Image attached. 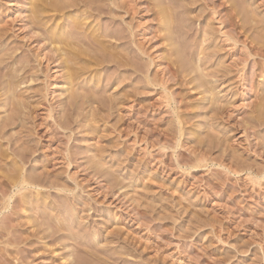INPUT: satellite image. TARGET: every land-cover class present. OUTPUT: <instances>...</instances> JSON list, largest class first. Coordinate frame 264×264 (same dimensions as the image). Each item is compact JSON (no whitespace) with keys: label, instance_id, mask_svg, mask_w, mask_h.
I'll return each mask as SVG.
<instances>
[{"label":"rangeland","instance_id":"obj_1","mask_svg":"<svg viewBox=\"0 0 264 264\" xmlns=\"http://www.w3.org/2000/svg\"><path fill=\"white\" fill-rule=\"evenodd\" d=\"M27 1L0 0V28H2L0 32L1 34L3 32V36L0 34L3 39H0L2 47L0 54H8L12 49V52L19 51L18 53L13 52L14 54L11 52L13 58L17 57L15 62L23 61L22 58L25 59L29 56L36 61L35 64L41 70L37 72L35 82L31 81V77L27 75V79L25 78L23 82L26 83V80L28 82L20 88L26 87V90L30 91L29 88L31 89L33 86L34 91L36 89L35 96L37 94L38 96L33 97V94L26 93L27 96L32 97V100H28L31 101L28 105L33 110H24V113L28 111L29 115L33 116L28 115L29 120L26 118L25 124L28 126L24 125L25 133L19 131V127H11V130L7 129L6 131L8 134L5 132L7 135L5 134L3 139L7 138L6 141L2 139L3 141L0 140V143L2 142V146L5 145L4 149H11L13 145V150L7 152L10 154V152L22 148L16 147L23 146L28 135L26 131L31 132L28 135L31 137L27 139L29 144L33 143V146L29 145L32 146L30 149H33V151L31 150L33 157L31 156L28 163L22 164L25 166V174L36 176L37 184L40 183L38 190L40 195L43 192V198L40 200L42 205L39 206L38 204L41 202L37 201L36 195H32L35 192L33 189L24 190L25 192H22L24 195L21 194L20 197L19 194V198L18 195H15L16 200L13 198L12 204L31 194L32 199L29 197L27 198L29 201L26 202L32 204L31 206L34 208L31 207L32 210L29 209L27 213L23 214L17 206L14 208L20 210L14 209L15 213L12 210V204L7 209L9 212L5 210L7 206L5 197H9L11 192L7 196L4 195L5 197L0 195V264H62V256L68 257L71 251L75 253L73 264H89V258L83 254L84 250L78 245L81 243L79 237L83 238V236L91 237L87 238L89 241L95 237L97 242L92 241V246L98 245V240H101L100 246L107 250L108 254L116 252V256L127 255V259L130 257L129 263L125 257L122 259H126L125 262L128 264H140L139 262L142 264H264V32H262L264 31V17L262 18L264 16V0H246V2L245 0H236L237 2L233 0L237 5L232 6L233 8L227 0H213L216 2V5L214 3L213 5L217 8V14H210L211 16L209 13H211L210 8H213V5L208 0H172L171 3L175 4L167 3L166 0L165 2H163L164 0L160 1L161 4H166L165 6L172 5L176 15L182 12V18L180 14L178 16L180 18L177 17V20L182 19L183 23L177 22L178 27L181 24V29L189 25L188 22L183 21L184 19L192 21L190 27L187 26L189 29L184 27L186 30L191 28L190 33L187 31L188 34H185V37L180 33L182 36L179 35L176 38L175 46L182 50L181 57L184 55L186 59L179 58V54V59H177L180 62L182 60V63H179L178 69H181L179 70L181 72L174 76L167 74L166 71V65L171 66L175 59L171 56L173 53L169 51V47L166 48V44L162 45V41L157 40L159 36L161 38V35L157 34L159 26L157 19L155 20L156 13L154 14L157 12L156 6H154L156 4H152V1L155 2V0H108V2L100 4H108L105 5V7L108 6L107 12L109 8H113L116 12L114 10V12H108H111L112 16L110 14L108 17L106 14H104L106 16L103 14L98 16L96 11H91V14L96 16L92 17L88 12L81 10L82 12L77 11L78 13L71 11L63 19H58V22L56 21L58 25L68 23L66 26L68 28L72 22L67 18L77 14L78 17L90 18L93 23L89 20L87 26L92 23V27L97 25L101 30H104V27L105 30L109 29L107 30L109 32L100 30L103 33L113 35L114 31H118L115 33L117 34L119 31L122 33L125 30L127 32L122 33L125 34L123 36L127 40V36H129L130 41L132 40L129 43L124 38L129 44L130 50H127L129 49L127 43L125 45L127 48H124V39L121 43L120 41L111 42L114 39H110V42L114 43L117 49V45L120 44L123 49L131 51L132 54L136 51L134 55L137 56L132 55L133 59L139 56L141 60L140 57H142L144 63L141 64L150 65L147 74L141 72L139 74L135 70V67L139 65L137 62L134 63L138 65L129 66L130 69L128 67L120 69L121 67L117 64L112 63V66L109 63L105 64L102 70L100 68L101 78L95 81L96 71L92 75L93 78H86L89 81L93 79L94 81L91 82L100 85L99 87L93 83H89L87 87L84 85L83 88L86 91L95 93V97L103 94L101 97H104L106 102L109 100L105 105L100 96L96 97L104 104L100 107L98 104L93 106V109L97 107L102 109L99 110L101 115L97 112L100 121L95 123L96 125L94 121L88 122V120L91 121V118L85 117L87 111L91 109H87V105L86 109L82 106L81 97L86 92H83L82 85L81 90L79 89L82 93H79L82 95L78 99L81 100L78 101L80 104H74L75 108L73 107V109H69L66 104L69 100L67 95L59 97V91H62L61 87L56 85L54 86L57 88L52 87L53 80V83L58 82L62 86L63 74L60 75V70L56 65L48 63L46 58L38 60V54L46 55L52 49H49L50 44L45 39L47 30L43 26L40 29L34 23H30L32 21L31 7L26 8ZM203 3L211 5L204 6ZM116 4L120 6V10ZM236 7L240 14L236 13L237 9H234ZM233 9L236 14L232 11ZM244 9L247 10L245 14ZM248 10H253L258 18H262V23L261 19H257L262 24V26H260L261 24H259L260 27L258 26L259 30L261 28V32L256 31L257 27L253 28L255 24L250 20L251 15L249 16ZM106 11L105 13H107ZM168 11L170 12V10ZM112 13L118 14L114 16ZM231 13L238 14L236 19L235 16H231L233 15ZM257 14L262 15L259 17ZM245 15L248 18L244 21ZM227 16L233 18L230 19ZM240 17L243 18L242 22L245 26L240 22ZM51 19H55V17ZM221 21L224 22V25L221 24ZM247 21L251 22L246 23ZM246 24L249 25L246 27ZM29 25L32 28L35 27L32 29L29 28ZM242 26L246 27L245 30ZM206 29L211 31L209 36L208 33L204 34ZM88 32L86 31L87 34ZM99 32L96 34H102ZM181 32L183 31L181 30ZM79 33H82L81 36L83 35V31H79ZM224 33H228L236 44L233 41H227ZM126 34L128 35L126 36ZM31 36L33 39L30 40ZM71 36L69 35L70 40ZM43 37L45 41H43ZM133 39L144 42V46ZM204 39L207 40V43H204ZM136 41L138 44H142L143 48L146 46L148 49V51L146 48L144 49L145 56L138 50ZM198 42L200 47L196 46ZM202 45L209 47L204 55L199 54ZM8 47H10L9 50ZM116 48L113 49V52ZM119 50L116 51V54L123 53L125 55V52ZM129 53H127L128 56L132 57ZM24 55L28 56L24 57ZM192 55H196L194 65L191 62ZM128 56L123 57L127 61L131 60L132 63L135 59H129ZM189 58L191 61L187 60ZM198 58L203 59L205 64L203 68L210 73L204 72L206 78L203 76L205 80H201L203 83L206 82L205 86H209L207 89L205 88V92L204 87L199 83L200 73L197 75V72L194 73L199 64ZM12 60L5 62L0 74H4L5 66H13L15 62ZM142 60L140 62H143ZM188 62L191 64L189 65ZM191 65L193 70H191ZM145 66L143 65V67ZM189 72L191 74L193 72V74L191 75ZM47 75L49 82L46 81L48 80ZM195 75H199V77H195ZM100 79L102 80L100 81ZM97 80L102 83L97 84V82L99 83ZM45 81L51 87L46 86ZM160 82L162 85L159 84ZM90 85L91 87H89ZM93 85L94 87H92ZM38 89L40 91H37ZM49 89L50 91H48ZM23 91L25 90L23 89ZM40 93L41 95H39ZM26 94L21 95L26 96ZM96 98L92 99L96 100ZM121 98L122 100H118ZM116 99L118 101H115ZM32 101L34 102L33 106L31 105ZM110 102H112L111 107L117 102L114 106L116 108H111ZM62 103H65L66 106L63 104L65 109L62 108ZM77 106L79 110H77ZM103 107L109 108V112ZM31 111L34 113L31 114ZM80 113L85 114L80 115ZM8 114V112L5 113L3 107H0L1 119H5ZM79 115L80 118H78ZM64 121L66 123L69 121V126L65 125ZM62 122L63 127L65 126L64 130L60 126ZM86 124H89V127L94 125L93 127H97V130L92 133L93 130L89 131ZM193 129L194 132L191 131ZM8 139L10 141H7ZM3 148H1L2 151ZM13 154L12 152L11 155ZM202 155L206 158L205 162L199 164V167L193 168ZM6 162H3L5 164L0 163L2 168L7 167ZM233 165L234 169H232ZM1 166L2 171L0 170V172L2 173L5 169H2ZM236 169L238 172H234V170L237 171ZM5 171L0 173V176L10 173L8 170ZM259 179L260 181L257 182ZM57 183L64 185L65 191H59L61 189H58ZM33 200L36 202L32 203ZM75 207L78 208L79 214L72 212ZM60 209L61 212H59ZM12 212L14 213L12 214ZM144 214L146 216H143ZM27 216H31L34 223H30ZM61 217H63V221L58 222ZM43 222L46 225H43ZM58 224L65 225V227L63 226V230L54 235L51 230L54 227L56 230ZM48 227L52 228L47 229ZM94 231L98 233L95 235ZM69 233L74 234H72L71 240L66 237L70 235ZM109 233H116V235L114 234V238H117L115 243V240H106ZM124 241L128 246L132 245L131 250L133 249L134 256L132 252L131 255L123 253L124 247L127 246L125 243V246L121 244ZM108 242V245L115 251L111 252V247L106 244ZM74 243L77 245L78 251H76ZM65 244H68L67 248H65ZM104 244L109 247L107 248L110 251L105 248ZM115 248H118V251ZM136 249L137 251H134ZM55 250H58V253H55ZM77 256H81V258ZM83 258L86 262H83Z\"/></svg>","mask_w":264,"mask_h":264},{"label":"bare ground","instance_id":"obj_2","mask_svg":"<svg viewBox=\"0 0 264 264\" xmlns=\"http://www.w3.org/2000/svg\"><path fill=\"white\" fill-rule=\"evenodd\" d=\"M105 1H107L108 2V0H28L27 1V6H26V8H28V6H29V8L31 9V15H30V17H31V24L32 23H34L35 24V26H38V27H40V29L42 28V26L47 30L46 32V36L47 37H45V39H47L46 41H48L49 42V44H50V46H48L49 47V49H52V50H49V52L47 51L48 50V48H46L47 50V52H48V54H46V55H43V54H38V60H39V58H40V60L41 59H43V58H46V61L48 62V63H52V64H55L56 65V67H57V69L58 70H60L59 72H60V75L61 74H63V80H61L62 81V86H61V84H58V82H54L53 83V81H52V87L54 86V85H56L57 87H61V89H62V91L60 92L59 90V93H60V95H59V97H61V96H63V95H67L68 96V98L67 99H69L68 100V103H66V104H68V108L69 109H73V107L75 108V105L74 104H76V103H79L81 100H78V99H80V97L82 96V95H79V93H80V90H81V85H82V90H83V92H85L86 90L83 88V86L85 85L86 87L89 85V83H93V82H91V81H94L93 79L91 80V81H89V80H86V78H90V77H92V75H94V73H95V71H96V74L94 75V79H95V81H96V79H99V78H101L102 77V73H100V68H101V70H102V67L103 66H105V64H109V65H112V63H115V64H117V66H119V67H121L120 69H122V68H129V66L130 67H134V66H136V65H138L137 63H139V65L141 64V63H144V58H143V60H142V57H140L141 58V60L143 61V62H140L141 60L139 59V56H138V58H135L136 56L134 55V53L136 52H134L133 54L131 53V51H126L125 49L127 48L125 45H126V40H127V38H125L123 35H125V34H122V33H125V32H127V31H125L124 29H121L123 32L121 33L120 31H119V33H121V34H119V33H117V34H115L116 32H118V31H114L115 33L112 35H110V34H107V33H103V32H101V31H104L105 30V27H104V30H101V28L100 27H98L97 25H95V27H92L91 25H93L92 23V21L90 20V18L88 19V17L87 18H85V16H82V17H78V15L77 14H75L76 16H72V17H70L69 15V19L67 18V20H71V22H72V26H71V28L70 29H68L66 26H67V24L68 23H66V25H58V19H63V17H65L69 12H71V11H84V12H88V14H90L92 17L94 16V17H96L95 15H92L91 14V11H96L95 13H96V15H100L101 16V14H106L107 15V17H108V14H110V13H108L109 11H113L114 9L112 8V9H110L109 8V11L107 12L106 11V8L108 7H105V5L107 4V3H105V4H100V3H104ZM110 1V0H109ZM113 1V0H112ZM159 1V2H158ZM160 1H162V0H155V2H153L152 1V4L153 3H155L156 5H154V6H156L155 8H156V11L157 12H154V14H155V16H156V18H155V20L157 19V23H158V26H159V30H158V36H159V34L161 35V38H160V36H159V38H157V40L159 39V40H161L162 41V45H164V44H166L167 46H166V48L168 49V47H169V51H172V57H174L175 59L172 61V65L170 66L169 64L168 65H166V68H167V74H171V76L173 75H177L178 73H180L181 71H179V70H181V69H178L179 68V63H182V60H181V62L178 60L179 58H181V59H183V58H185V56L183 55L182 57H181V55L182 54H180V53H182V50L180 49H178V48H176V38H178L179 37V35H181L180 33H182V34H184L183 36L185 37V34L187 35L188 34V32L190 33V31H191V28H190V30H186L184 27H186V28H188V27H190L189 25L191 24L190 22H192L191 20H190V22H189V20H187V18H186V20L184 19L183 21H186V22H188L189 23V25H186V26H184L183 24V29H181V27H180V25H179V27H178V24H177V22L178 23H180V21L182 22V19L181 20H177V17L179 16V14H180V16H181V13H179L178 15H176L177 13L175 12V8L172 6H165L166 4H164V3H162L161 4V2ZM167 1V3H171L172 2V0L171 1H169L168 2V0H166ZM175 1V0H174ZM178 1V0H177ZM177 1H176V3H177ZM180 1V0H179ZM184 1V0H183ZM205 1V0H204ZM210 3H212V5H213V3L216 5V2H214L213 0H208ZM229 3H231L230 5H231V7L233 6V7H235V6H237L236 4H235V2H233V0H227ZM236 1V0H235ZM238 1V0H237ZM236 1V2H237ZM163 2H165V0L163 1ZM227 2V3H228ZM245 2H246V0H245ZM185 3V2H184ZM204 4V6L205 5H211V4ZM235 5H234V4ZM239 3V2H238ZM112 4H113V2H112ZM149 4V3H148ZM151 4V5H152ZM171 4H175V3H171ZM242 4V3H241ZM252 4V3H251ZM250 4V5H251ZM108 5V4H107ZM150 5V4H149ZM178 5V4H177ZM102 6H103V8H102ZM110 6V5H109ZM112 6V5H111ZM115 6V5H114ZM153 6V7H154ZM181 6H183L182 4H181ZM185 6V5H184ZM183 6V7H184ZM116 7L118 8L119 7V10H120V6H118L117 4H116ZM169 7V8H168ZM175 7H177V6H175ZM186 7V6H185ZM207 7V6H206ZM211 7V6H210ZM213 8H210L211 10V13H209V15L210 14H212V15H216L217 14V8H215L214 7V5L212 6ZM232 7V8H233ZM22 8H23V6H22ZM115 8V7H114ZM116 8V9H117ZM155 8L153 9L154 11H155ZM178 8V7H177ZM179 8H180V5H179ZM182 8V7H181ZM83 9H88V10H90V11H85V10H83ZM102 9H105V11L107 12V13H105V11H102ZM108 9V8H107ZM149 9V8H148ZM151 9V8H150ZM187 9V8H186ZM234 9H237V7L236 8H234ZM232 10L233 12L235 11V10ZM247 9V8H246ZM250 9V8H249ZM21 10V9H20ZM168 10H170V12L168 11ZM181 10V9H180ZM81 11V12H82ZM115 11V10H114ZM113 11V12H114ZM177 11V10H176ZM238 11V9L236 10V13H238V14H240V12H237ZM243 11V10H242ZM245 11H247V10H245L244 9V14L245 13H247V12H245ZM250 13H248L249 14V16L251 15V17H250V20L252 21V23H254L253 25H254V27L253 28H256V31L257 30H259L258 29V26H259V24H261L262 22H263V20H262V18L264 17V16H262V18H258L255 14H256V12L254 13V11L252 12L251 10H248ZM55 12V13H54ZM75 12V13H76ZM116 12V11H115ZM178 12V11H177ZM230 12H231V10H230ZM230 12H229V14H230ZM21 13V12H20ZM50 13H51V15H50ZM54 15H53V14ZM58 13V14H57ZM78 13V12H77ZM80 13V12H79ZM98 13V14H97ZM176 13V14H175ZM187 13V12H186ZM185 13V14H186ZM223 13V12H222ZM235 13V12H234ZM234 13H231V14H233V15H231V16H235V19H236V17L238 16V14L237 15H234ZM235 13V14H236ZM243 13V12H242ZM241 13V14H242ZM22 14H24V13H22ZM21 14V15H22ZM57 14V15H56ZM84 14V13H83ZM113 14V13H112ZM116 14H118V13H116ZM115 13L113 14L114 16L116 15ZM153 14V15H154ZM259 14V13H258ZM257 14V15H258ZM86 15V14H85ZM102 15V16H103ZM106 15H104V16H106ZM121 16H122V14H120ZM175 15H176V18H175ZM226 15H228V14H226ZM262 15V14H261ZM261 15H258L259 17L261 16ZM28 16H29V14H28ZM88 16V15H87ZM110 16H112L111 14H110ZM109 16V17H110ZM182 16H183V14H182ZM182 16H181V18H182ZM211 16V15H210ZM229 16V15H228ZM227 16V17H228ZM230 16V17H231ZM247 15H245L243 18H244V21H245V19L246 18H248V16L246 17ZM52 17H55V19H51ZM61 17V18H60ZM90 17V16H89ZM117 17H119L118 15H117ZM123 17V16H122ZM121 17V18H122ZM154 17V16H153ZM230 17H228V18H230ZM241 17H242V15H241ZM241 17H240V19H241ZM176 19V21H175V19ZM180 17H178V19H179ZM233 18V17H232ZM232 18H230V19H232ZM242 18V19H243ZM29 19V18H28ZM92 20H93V18H91ZM95 19V18H94ZM113 19H114V17H113ZM116 19V18H115ZM120 19V18H119ZM234 19V20H235ZM237 19H239V18H237ZM241 19V21L240 22H242L243 20ZM257 19H261V23H260V21L259 20H257ZM24 20V19H23ZM22 20V21H23ZM52 20V21H51ZM53 20H55L54 22H53ZM60 20H59V22H60ZM65 20V19H64ZM91 21L92 23H89L90 25H88L87 26V23H88V21ZM248 20V19H247ZM57 21V22H56ZM66 21V20H65ZM89 21V22H90ZM94 21V20H93ZM112 22H113V20H111ZM115 21V20H114ZM116 21H118L117 19H116ZM120 21H122L121 19H120ZM237 21H239V20H237ZM251 21H247L246 23H250ZM1 22V21H0ZM68 22V21H67ZM229 22V21H228ZM231 22V21H230ZM229 22V23H230ZM233 23H234V21H232ZM56 23V24H55ZM70 23V22H69ZM124 23V22H123ZM183 23V22H182ZM224 22H222L221 21V24L222 25H224L223 24ZM243 23V22H242ZM29 24V23H28ZM99 24H100V22H99ZM98 24V25H99ZM236 24H239V23H236ZM235 24V25H236ZM244 24V23H243ZM263 24H264V22H263ZM108 25V24H107ZM112 25H113V23H112ZM177 25V26H176ZM231 25V24H230ZM229 25V26H230ZM240 25V24H239ZM238 25V26H239ZM247 25H249V24H246V27H247ZM34 26V27H35ZM86 26H87V28H86ZM97 26V27H96ZM102 26V25H101ZM106 26V25H105ZM188 26V27H187ZM237 26V27H238ZM244 26H245V24H244ZM251 26V28H252V25H250ZM260 26H262V24L260 25ZM259 26V27H260ZM264 26V25H263ZM3 27V26H2ZM27 27V26H26ZM31 26L29 25V28H30ZM33 27V28H34ZM38 27H36L37 29H38ZM107 27V26H106ZM179 29H178V28ZM240 27V26H239ZM243 27V26H242ZM246 27H243V29L245 30V28ZM4 28V27H3ZM8 28V27H7ZM23 28H24V26H23ZM32 28V27H31ZM32 28V29H33ZM208 28V27H207ZM233 28H234V24H233ZM263 28V27H262ZM1 30H2V28H0ZM5 29V28H4ZM3 29V30H4ZM103 29V28H102ZM107 29V28H106ZM118 29V28H117ZM176 29V30H175ZM183 31V32H181V30ZM189 29V28H188ZM210 29V28H209ZM209 29H206V30H204V34L205 33H208V36H209V34L211 33V31H209ZM101 30V31H100ZM107 30H109V29H107ZM107 30H105L104 32H106ZM120 30V29H119ZM234 30H235V28H234ZM237 30H239V29H237ZM240 30H242L241 28H240ZM239 30V31H240ZM260 30H261V28H260ZM259 30V31H260ZM31 31H33L34 32V30H31ZM38 31V30H37ZM36 31V32H37ZM79 31H83V35L81 36V34L79 33ZM86 31L88 32V34L86 33ZM100 31V32H99ZM188 31V32H187ZM29 32V31H28ZM27 32V33H28ZM42 32V31H41ZM97 32H99V33H102V34H96ZM107 32H109V31H107ZM241 32V31H240ZM261 32V31H260ZM262 32H264V31H262ZM40 33V32H39ZM85 33V34H84ZM89 33H91L90 35H89ZM111 33H113V32H111ZM236 33H238V32H236ZM0 34H1V32H0ZM5 34V33H4ZM30 34V33H29ZM38 34V33H37ZM37 34H36V36H37ZM44 34H45V31H44ZM80 34V35H79ZM87 34V36H85ZM129 34V33H128ZM128 34H126V36L128 35ZM130 34H132V33H130ZM129 34V35H130ZM2 36H3V32H2V34H1ZM35 35V34H34ZM39 35V34H38ZM69 35H72L71 36V40H70V37H69ZM116 35V36H115ZM224 35L226 36V40L227 41H233L235 44H236V42H235V40L234 39H232L229 35H228V33H224ZM40 36H42V35H40ZM68 36V37H67ZM79 36H81V37H79ZM182 36V35H181ZM180 36V37H181ZM205 36V35H204ZM5 37V36H4ZM3 37V38H4ZM32 37V36H31ZM30 37V40L31 39H33V37L31 38ZM35 37V36H34ZM73 37V38H72ZM128 37V40L127 41H129V43L132 41H130V37L129 36H127ZM131 37H132V35H131ZM140 37V36H139ZM39 38V37H38ZM41 38V37H40ZM126 40H125V39ZM130 38V39H129ZM0 39L1 40H3L2 39V37L0 36ZM29 39V38H28ZM43 39V41H45V39H44V37L42 38ZM106 39H108L107 41H106ZM110 39H114V40H116V41H114V40H112L111 42H117V41H120V43H121V41L124 39L125 40V43H124V45L123 46H125L124 48L125 49H123L122 47V45H117V47H118V49H120L119 51H121V52H125V55H126V57L128 56V52H130L131 53V56L133 55V56H135L134 57V59L136 60V59H139V60H137V61H135L134 59H133V56L132 57H130V56H128V58L130 59V58H132L134 61H132V63L130 62V61H127V59H126V62L124 61L125 59H124V57H125V55L123 54V53H121V54H116L117 52V48H116V46L114 45V43L112 44L111 42H110ZM134 40V39H133ZM135 40H137V41H139L140 42V40H138V39H135ZM134 40V41H135ZM6 41V40H5ZM137 41H136V43H137ZM150 41V40H149ZM3 42V41H2ZM10 42V41H9ZM183 42V41H182ZM122 43V44H123ZM140 43H142V42H140ZM138 44L137 43V47L139 48L138 50L142 53V55H146V51H148V49L146 48V46L143 48L142 47V44L144 43H142V44ZM149 43V42H148ZM184 43V42H183ZM197 43V42H196ZM195 43V44H196ZM204 43H207V40H205L204 39ZM9 44V43H8ZM39 44V43H38ZM41 44V43H40ZM46 45H47V43H45ZM116 44V43H115ZM132 44V43H131ZM134 44V43H133ZM157 44V43H156ZM156 44H155V46H156ZM160 44V45H161ZM180 45H181V43H179ZM44 45V44H43ZM43 45H42V47H43ZM45 45V46H46ZM129 44L127 43V46H128ZM2 46H3V44H2ZM113 46H115L114 48H113ZM143 46H144V44H143ZM197 47H200L199 46V42H198V45H196ZM0 47H1V45H0ZM11 47V46H10ZM10 47H8V50H9V48ZM12 47H13V45H12ZM15 47V46H14ZM50 47H53V48H50ZM132 47V46H131ZM177 47H180V46H177ZM196 47V48H197ZM211 47V46H210ZM5 48V47H4ZM111 48H113V49H115L116 48V50H114V52H113V49H111ZM128 48L129 49H127V50H130V47L128 46ZM147 49L146 51L144 50V49ZM181 48V47H180ZM15 49V48H14ZM17 49V48H16ZM209 49V47H206V46H203L202 45V50H201V48L199 49L200 51V55H204L205 53H206V51ZM4 50V49H3ZM42 50V49H41ZM40 50V51H41ZM198 50V49H197ZM2 51V47L0 48V52ZM9 51H11L12 52V49L11 50H9ZM8 51V52H9ZM46 51H43V52H46ZM260 51V50H259ZM6 52H7V50H6ZM11 52H9L8 54H4V55H2V54H0V55H2V56H0V72L2 71V66L5 64V62H8V61H10V60H12V61H14L15 62V60H16V58L17 57H15V58H13L12 57V53L13 52H17V51H13L12 53ZM19 52V51H18ZM17 52V53H18ZM132 52H133V50H132ZM261 52H263L262 50H261ZM2 53V52H1ZM4 53V52H3ZM11 53V54H10ZM130 53H129V55H130ZM148 53V52H147ZM264 53V52H263ZM14 54V53H13ZM36 54H37V52H36ZM45 54V53H44ZM123 54V55H122ZM149 54V53H148ZM147 54V55H148ZM179 54H180V57H179ZM190 54V53H189ZM194 54V53H193ZM139 55H140V53H139ZM14 56V55H13ZM15 56H16V53H15ZM26 56H28V55H24V57H26ZM44 56V57H43ZM124 56V57H123ZM143 56V57H144ZM170 56V57H171ZM193 56V58H192V61H191V58H189V59H187V60H189V61H191L192 62V65H194L195 63H196V55H192ZM206 56V55H205ZM30 57V58H29ZM29 57H26L25 59L24 58H22L23 59V61H19L18 63L17 62H15L14 64H13V62H12V64H13V66L11 65V67H8V66H5L4 68H3V70L5 71L4 72V74H0V102H2V103H0L1 104V106L0 107H3V109H5V113H9L8 114V116L6 115V118L5 119H1V117H0V119H1V122H0V140H2L3 138H5V136L8 134V132H6L7 131V129H9V130H11L10 128L12 127V128H14L15 126L16 127H19L20 128V130L19 131H24L23 133H25V127H24V125L25 126H28V125H26L25 124V122H26V118L27 117H29V116H33V115H29L30 114V112H28L29 111V109H32L33 110V108H30V102L31 101H28L29 99L30 100H32L31 98H30V96H27V94L26 93H28L29 95H34L33 97H36V96H38V94L35 96V93H36V89H35V91H34V87L33 86H31V89L29 88V90L30 91H28V90H26V87L24 88L23 87V89L25 90V91H23V89H21L20 87L21 86H23L24 84L26 85V83L28 82V80H26L27 82L26 83H24L23 82V80L26 78L27 79V75L28 76H30L31 77V81H34L35 82V76H37L38 74H37V72H40V70L41 69H39L38 68V66L35 64V62L36 61H34L33 60V58L31 59V56H29ZM37 57V56H36ZM148 57H149V55H148ZM179 57V58H178ZM189 57H190V55H189ZM178 58V59H177ZM21 59V60H22ZM128 59V60H129ZM173 59V58H172ZM186 59V58H185ZM184 59V60H185ZM8 60V61H7ZM31 60V61H30ZM33 60V61H32ZM37 60V61H38ZM44 61V60H43ZM39 62V61H38ZM37 62V63H38ZM131 63V65H130V63ZM134 62H137L136 64L134 63ZM169 62H171L170 60H169ZM35 65H34V64ZM134 63V64H133ZM189 63V62H188ZM198 63L200 64H198V66H197V69L196 70H194V73L195 72H197L196 73V75L198 74V73H200V84H202V87H204L203 89H204V92H205V88L207 89V87H209L208 85L207 86H205L206 85V82L205 83H203V81L201 82V80H203L204 79V77H205V73L204 72H207V69L205 70L203 67H204V61H203V59L201 60V59H199L198 58ZM7 64V63H6ZM51 64V65H52ZM191 63H189V65H190ZM9 65V66H10ZM134 65V66H133ZM137 66V67H135V70H137V72L139 73V72H141V73H143V74H147L148 73V71H149V68L150 67H148V66H150L149 64H148V66H145V64H141L142 65V67H141V65L140 66ZM143 65L145 66V67H143ZM191 65V70H193L194 68H193V66ZM113 66V65H112ZM175 66V67H174ZM176 66H178L177 67V69H175L176 68ZM51 67V66H50ZM118 67V68H119ZM195 68H196V66H194ZM47 68V67H46ZM39 69V70H38ZM48 69H50V68H48ZM115 69H117L116 67H115ZM130 69V68H129ZM119 70V69H118ZM132 70H133V68H132ZM134 70V71H135ZM189 70H190V66H189ZM190 70V71H191ZM50 71V70H49ZM52 71V70H51ZM99 71V72H98ZM136 72V73H137ZM188 72V71H187ZM101 75H100V74ZM135 73V72H134ZM186 73V72H185ZM184 73V74H185ZM190 73V72H189ZM188 73V74H189ZM203 73H204V75H203ZM207 73H209V72H207ZM22 74V75H21ZM47 74V73H46ZM45 74V75H46ZM140 74V73H139ZM188 74H187V77H188ZM191 74V73H190ZM192 74H193V72H192ZM191 74V75H192ZM210 74V73H209ZM49 75L51 76V73H49ZM59 75V76H60ZM186 75V74H185ZM185 75H184V77H185ZM195 75V77H199V75L198 76H196ZM26 76V77H25ZM145 76V75H144ZM204 76V77H203ZM209 76V75H208ZM122 77V76H121ZM125 77V76H124ZM143 77V76H142ZM146 77H147V75H146ZM190 77V76H189ZM203 77V78H202ZM50 78V77H49ZM58 78V77H57ZM93 78V77H92ZM193 78V77H192ZM202 78V79H201ZM206 78V77H205ZM29 79V78H28ZM47 79H48V75H47ZM51 79V78H50ZM122 79H124V78H122ZM147 79H148V77H147ZM162 79H164V78H162ZM193 79H195V78H193ZM199 79V78H198ZM52 80V79H51ZM50 80V81H51ZM82 80V81H81ZM102 79H100V81H101ZM118 80V79H117ZM144 80V79H143ZM150 80V79H149ZM161 80V79H160ZM159 80V81H160ZM197 80V79H196ZM205 80V79H204ZM207 80V79H206ZM25 81V80H24ZM46 81H48L49 82V79L48 80H46ZM46 81L44 82L45 84H46ZM55 81H58V80H55ZM97 81H99V80H97ZM99 81V83L97 82V84H100V83H102V82H100ZM122 81V80H121ZM151 81V80H150ZM164 81V80H163ZM34 82H33V84H34ZM47 82V84H46V86H48V87H51V85L49 84ZM146 82V81H145ZM208 82V81H207ZM122 83V82H121ZM150 83V82H149ZM94 85H96V83H93ZM119 84H120V82H119ZM159 84H161L162 85V82H160ZM163 84H164V82H163ZM199 84V85H200ZM28 85V84H27ZM94 85L92 86V87H94ZM56 86H54V87H56ZM84 86V87H85ZM100 85H96V87H99ZM148 86V85H147ZM165 86V85H164ZM29 87V86H28ZM33 87V88H32ZM40 87V86H39ZM38 87V88H39ZM43 87V86H42ZM56 87V88H57ZM89 87H91V85L89 86ZM96 87L94 88V91H95V89H96ZM21 90H20V89ZM102 88V87H101ZM100 88V89H101ZM146 88V87H145ZM199 88H201V87H199ZM58 89H60V88H58ZM80 89V90H79ZM92 90H93V88H91ZM98 89V88H97ZM144 89V88H143ZM37 91H40L39 89L37 90ZM43 91H45V90H43ZM48 91H50V89L48 90ZM101 91V90H100ZM46 92V91H45ZM87 92V93H86ZM84 94H83V96L81 97L82 98V102H83V105L82 106H86L87 105V109H91L90 111H87V113H86V115H85V117H87V118H91V121H89L88 120V122H92V121H94V124L96 123H98L99 121H100V118H99V116H97L98 115V113H99V108L97 107V108H94L93 109V106L94 105H97L98 104V106L100 107V106H102V104H103V102H102V100L101 101H99L98 100V98H96V97H99L100 96V94L98 95V96H96L95 97V93H91L89 90H87ZM88 92H89V94H88ZM96 92H97V90H96ZM99 93V92H98ZM21 94H26V96H22ZM43 94V93H42ZM80 94H82V93H80ZM101 94H102V92H101ZM105 94H107L106 92H105ZM39 95H41V93L39 94ZM44 96H46L45 94H43ZM103 95V94H102ZM101 95V96H102ZM80 96V97H79ZM100 96V98H104V97H101ZM129 96V95H128ZM38 98V97H37ZM92 98H96V100H93ZM124 98H125V96H124ZM40 99V98H39ZM42 99H44V98H42ZM47 99V98H46ZM104 100V99H103ZM118 100H122V98L121 99H118ZM117 99L115 100V101H118ZM38 101V100H37ZM44 101V100H43ZM79 101V102H78ZM112 101H113V99H112ZM114 101V102H115ZM81 102V103H82ZM100 102H102V103H100ZM104 104L106 105V103L107 102H109V100L106 102L105 100H104ZM113 102V103H114ZM34 102L32 101V103H31V105L33 104ZM36 104H37V102H35ZM39 103V102H38ZM111 103L112 102H110V107H111ZM117 103V102H116ZM116 103H114V104H112L113 106L112 107H114V106H116L115 104ZM122 103V102H121ZM120 103V104H121ZM29 104V105H28ZM35 104V105H36ZM61 104V103H60ZM63 104L65 105V103H62V108H64L63 107ZM80 104V103H79ZM103 104V105H104ZM108 104V103H107ZM28 105V106H27ZM33 106V105H32ZM38 106V105H37ZM40 106V105H39ZM66 106V105H65ZM35 107V106H34ZM111 107V108H112ZM120 107V106H119ZM38 108V107H37ZM68 108H67V110H68ZM76 108H78V106L76 107ZM104 108V107H103ZM106 108V107H105ZM104 108V109H105ZM111 108H110V110H111ZM114 108H116V107H114ZM113 108V109H114ZM117 108H118V106H117ZM65 109V108H64ZM81 109V108H80ZM82 109H83V107H82ZM84 109H86V107L84 108ZM83 109V110H84ZM93 109V110H92ZM107 109V108H106ZM24 110H28L27 112H25L24 113ZM77 110H79V108L77 109ZM82 110V111H83ZM102 110V109H101ZM100 110V111H101ZM115 110V109H114ZM114 110H112V111H114ZM81 111V110H80ZM80 111H78V112H80ZM86 111V110H85ZM106 111V110H105ZM107 111L109 112V108L107 109ZM63 112H65V111H63ZM77 112V111H76ZM98 112V113H97ZM111 112V111H110ZM115 112V111H114ZM27 113V114H26ZM34 112H32L31 111V114H33ZM51 113V112H50ZM112 113V112H111ZM79 114V113H78ZM83 113H80V115H82ZM85 114V113H84ZM83 114V115H84ZM100 115H101V113H99ZM103 114V113H102ZM105 114H106V112H105ZM108 114V113H107ZM29 115V116H28ZM66 115V114H65ZM80 115L78 116V118H80ZM105 116V115H104ZM63 117H65V116H63ZM62 117V118H63ZM84 117V116H83ZM84 117V118H85ZM66 118H67V116H66ZM28 119V118H27ZM81 119H82V116H81ZM102 119V118H101ZM29 120V119H28ZM30 120H31V118H30ZM66 120V119H65ZM103 120V119H102ZM101 120V121H102ZM29 122V121H28ZM27 122V124H29ZM64 123H65V125H67L68 123H69V121L66 123L65 121H64ZM61 124V123H60ZM59 124V125H60ZM90 124V123H89ZM87 125V127H89L90 125ZM93 124V123H92ZM95 124V125H96ZM63 122H62V124L60 125V126H62V129L64 130V127H63ZM68 126H69V124H68ZM68 126H66V128H68ZM94 125H92V127H89V128H87V129H89V131L91 130H93L92 131V133L94 132V131H96L97 130V127H93ZM24 127V128H23ZM26 128H28V127H26ZM29 128H30V126H29ZM61 128V127H60ZM16 129V128H15ZM23 129V130H22ZM32 129V128H31ZM31 129H29L30 131H31ZM66 130V129H65ZM68 130V129H67ZM192 132H194L195 130L193 129V130H191ZM7 134H6V133ZM13 132V131H12ZM22 132H21V134H22ZM27 133L26 134H28V135H30L31 134V132L29 133V131H26ZM6 134V135H5ZM26 134H25V136H26ZM13 135V134H12ZM19 135H20V133H19ZM27 135V137H26V140L24 141V144H23V146H19V147H16V148H21V149H14L15 151H12L14 154L13 155H11V153L12 152H10V154L9 153H7L9 150H13V145L11 146V149H8V148H5V149H8V150H6L5 151V149L3 148L5 145H3L2 146V142L0 143V147L1 148H3V151H2V149L0 148V160H1V162L0 163H3V162H6V161H8V162H6V165H7V167H8V169H7V167L5 168V167H3L6 171L8 170V171H10V173H7V175H5V174H3L4 176H0V195L2 196V197H5V196H7V194H9L10 192H11V194L9 195V197L7 196V197H5L6 199H7V203L6 202H4V203H6L5 205H7L6 207H5V210H7V209H9L10 208V206H11V204H12V201H13V198H14V196L16 195H18V198H19V194H20V197L22 196V195H24L23 193L25 192L24 190H30V189H33L35 192H33V190H32V195L34 194V195H36L37 196V201L38 202H41V204L39 203L38 205L39 206H41L42 205V201H40V200H42V198H43V192H42V194L40 195V191L38 190V188L40 189V183L39 184H37V181H36V176L34 177V176H32V175H28V173L27 174H25L26 172H24V165L23 164H26V162L28 163V160H30L31 159V156H32V152H31V150L33 151V149H30V147H32L33 145V143L32 144H29L30 142L28 141V136ZM23 136V135H22ZM25 136H23V137H25ZM94 136V135H93ZM11 137V136H10ZM31 137V136H30ZM29 137V138H30ZM63 137V136H62ZM12 138V137H11ZM16 139H18V137H15ZM7 139V138H6ZM6 139H3V140H5L6 141ZM19 139H21V138H19ZM25 139V138H24ZM2 140V141H3ZM12 140V139H11ZM15 140V139H14ZM33 140V139H32ZM7 141H10L9 139L7 140ZM18 141V140H17ZM27 141V142H26ZM20 142V141H19ZM15 145H16V142H15ZM14 145V146H15ZM29 145H32V146H29ZM34 145H35V143H34ZM18 146V145H17ZM26 146V147H25ZM10 148V147H9ZM15 148V147H14ZM35 152V151H34ZM35 154V153H34ZM33 157V156H32ZM205 160H206V158L204 157V155H202V158H200L199 160H197L198 162H196L197 163V165L196 166H193V168H197V167H199L198 165L200 164H202V163H204L205 162ZM23 163V164H22ZM3 164H5V163H3ZM0 166H1V164H0ZM4 166V165H3ZM1 168H2V166H1ZM2 168V169H3ZM231 168H232V166H231ZM229 169H230V167H229ZM232 169H234V165H233V168ZM1 170V169H0ZM4 170V171H5ZM237 170V169H236ZM2 171V170H1ZM3 171V172H4ZM5 171V172H6ZM32 171V170H31ZM2 172V173H3ZM28 172H30V171H28ZM33 172V171H32ZM234 172H238V170L237 171H235L234 170ZM234 172H232V173H234ZM1 173V172H0ZM1 173V174H2ZM36 173V172H35ZM34 173V174H35ZM231 173V172H230ZM30 174H32V173H30ZM33 174V175H34ZM42 175H44V174H42ZM41 176V175H40ZM3 178H4V180H3ZM36 178V179H35ZM46 178V177H45ZM39 179V178H38ZM44 179V178H43ZM48 180V179H47ZM4 181V182H3ZM260 181V179L257 181V182H259ZM41 182V181H40ZM51 184H52V182H51ZM54 184V183H53ZM57 185H58V183H57ZM56 185V186H57ZM58 189H61V190H59V191H65V186L64 185H58ZM120 189H122V188H120ZM23 192V193H22ZM28 193V192H27ZM29 193H30V191H29ZM22 194V195H21ZM5 195V196H4ZM0 196V197H1ZM27 196V195H26ZM26 196H24V197H26ZM35 196V197H36ZM29 197H31V194H30V196ZM28 196L26 197V198H22V199H18L17 201H15L13 204H12V210H14V209H16V208H14V206H17V207H19L20 209H16V210H20V211H22L23 212V214H25V213H27L28 211H29V209H31V207H33V206H31L32 204H28L27 202L29 201H27V198H29ZM6 199H5V201H6ZM15 199V198H14ZM30 199H32V197L30 198ZM3 200H4V198H3ZM16 200V199H15ZM27 201V202H26ZM31 201V200H30ZM76 201V200H75ZM33 202H36V201H32V203ZM45 202V201H44ZM29 203H31V202H29ZM3 204V203H2ZM37 204V203H36ZM43 205H44V203H43ZM2 207V206H1ZM34 208V207H33ZM37 208H39V207H37ZM41 209V208H40ZM44 209V208H43ZM2 210H4V209H2ZM12 210H10V211H12ZM32 210V209H31ZM8 211V210H7ZM15 211V210H14ZM19 211V214L21 213ZM62 210L60 209L59 210V212H61ZM5 212V211H4ZM9 212V211H8ZM36 212H38V211H36ZM73 213H76V214H79L80 212L78 211V208H76L75 207V209L72 211ZM2 213H3V211H2ZM14 212H12V214H13ZM15 213H16V211H15ZM39 213V212H38ZM37 213V214H38ZM41 213V212H40ZM143 213H145V212H143ZM11 214V215H12ZM142 214V213H141ZM10 215V214H9ZM45 215V214H44ZM19 216V215H18ZM23 215L21 214V217H22ZM37 216V215H36ZM42 216V215H41ZM143 216H146L145 214L143 215ZM10 217V216H9ZM43 217V216H42ZM5 219H7L8 217H4ZM37 218V217H36ZM5 219H3V220H5ZM59 219V218H58ZM58 219H57V221H58ZM27 220L31 223V222H33L34 223V221H33V219H32V217L30 216H27ZM63 221V217H61V219H59V221L58 222H62ZM5 222H7L6 220H5ZM1 223H2V221H1ZM45 223L47 224V222L45 221ZM42 224V223H41ZM46 224H44V222H43V225H46ZM71 224H73L74 225V223H71ZM34 225V224H33ZM56 225V224H55ZM59 225V224H58ZM57 225V228H56V230L54 229V228H52V227H48L47 229H50V228H52L53 230H51V232L52 233H54V235L55 234H58L59 232H61L62 230H63V228L65 227V225H63V226H61V225H59L58 226ZM106 229V228H105ZM104 231H106V230H104ZM95 232V231H94ZM115 232V231H114ZM118 232V231H117ZM116 232V233H117ZM98 232H95V235L97 234ZM116 233H114L115 235H116ZM70 234V233H69ZM73 234V233H72ZM72 234H70V235H67L66 237H67V239L68 240H71L72 239V236L74 235H72ZM114 234L112 233H109L106 237H107V239L106 240H115L114 241V243L117 241L115 238H114ZM118 234V233H117ZM53 235V234H52ZM49 237H51V235H49ZM89 236H86V237H84L83 236V238H81V237H79L81 240V243L80 244H78L79 245V248H82L84 251V255H86L88 258H89V264H128L130 261H128L129 259H130V257H129V259H127L126 258V256L127 255H123V257H125L126 259H127V261H128V263L127 262H125V260L126 259H122L123 257H121L119 254H130L131 252H132V250H131V246L132 245H130V246H128V244L127 243H125V241L123 242V243H121V244H123V246H125L124 245V243L128 246H126V247H124V249L126 250H124L123 249V253H119L118 255L119 256H116V252H113V251H115L114 249H112L113 247H111L110 245H108L109 244V242L108 243H106L108 246H110L111 247V249L110 250H112L111 252H113V253H111V254H108L107 253V250H105L102 246H100V241L98 240V245H96L95 243V245H91V244H93L92 243V241H96V239H95V237H94V239H92V241H89L87 238H88ZM116 237H118V236H116ZM89 238H91V237H89ZM85 241H84V240ZM91 240V239H90ZM119 240V239H118ZM121 240V239H120ZM97 242V241H96ZM112 242V241H111ZM76 243H77V241H76ZM114 243L112 244L113 246H114ZM106 244H104V246L106 245ZM45 245H47V244H45ZM68 244H65V248H67L68 246H67ZM74 246H75V249H76V247H77V245H75V243H74ZM107 246V247H108ZM106 246H105V248L106 249H108ZM119 247V246H118ZM130 247V248H129ZM78 248V247H77ZM126 248H128V249H126ZM134 248V247H133ZM116 249V248H115ZM118 249V248H117ZM116 249V250H117ZM79 250V249H78ZM77 249H76V251H78ZM109 250V249H108ZM109 250V251H110ZM120 250V249H119ZM58 251V250H57ZM56 250H55V253L57 252ZM118 251V250H117ZM121 251V250H120ZM134 251H137V249L136 250H134ZM139 251V250H138ZM58 253V252H57ZM81 253V252H80ZM133 253V252H132ZM131 253V254H132ZM139 253V252H138ZM60 254V253H59ZM74 252L73 251H71V253L68 255V257H66V256H62V258H61V260L64 262V264H73L74 262H75V260L73 259L74 258ZM130 254V255H131ZM80 255V254H79ZM84 255H82V256H84ZM133 256H134V253H133ZM78 257V256H77ZM80 258H81V256H79ZM78 257V258H79ZM138 258H140L139 256H137ZM87 258V259H88ZM138 258H136V259H138ZM84 259V258H83ZM86 259V260H87ZM135 259V260H136ZM17 260V259H16ZM82 260V259H81ZM74 261V262H73ZM17 262V261H16ZM63 262H62V264H63ZM79 262V261H78ZM83 262H86L85 261V259H84V261ZM140 264H142L141 262H139ZM83 264V263H82ZM151 264V263H150Z\"/></svg>","mask_w":264,"mask_h":264}]
</instances>
